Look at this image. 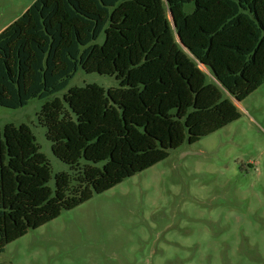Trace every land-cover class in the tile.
<instances>
[{
    "label": "trees",
    "instance_id": "obj_1",
    "mask_svg": "<svg viewBox=\"0 0 264 264\" xmlns=\"http://www.w3.org/2000/svg\"><path fill=\"white\" fill-rule=\"evenodd\" d=\"M79 68L117 85L42 105L69 172L52 175L26 124L0 129V252L238 120L221 90L239 103L264 83V0H34L0 32V106L49 98Z\"/></svg>",
    "mask_w": 264,
    "mask_h": 264
},
{
    "label": "rangeland",
    "instance_id": "obj_2",
    "mask_svg": "<svg viewBox=\"0 0 264 264\" xmlns=\"http://www.w3.org/2000/svg\"><path fill=\"white\" fill-rule=\"evenodd\" d=\"M33 1L0 0V32ZM93 83L117 85L113 76L79 68L49 98L0 106V129L26 124L52 175L69 172L38 113L70 88ZM221 93L238 120L29 230L5 246L0 264H264V83L237 104Z\"/></svg>",
    "mask_w": 264,
    "mask_h": 264
},
{
    "label": "crops",
    "instance_id": "obj_3",
    "mask_svg": "<svg viewBox=\"0 0 264 264\" xmlns=\"http://www.w3.org/2000/svg\"><path fill=\"white\" fill-rule=\"evenodd\" d=\"M32 3H33V2H32ZM32 3H31V4H32ZM31 4H30V5H31ZM30 5H27L26 8L24 9V11H25ZM24 11H23V12H24ZM23 12H22V13H23ZM22 13H21V14H22Z\"/></svg>",
    "mask_w": 264,
    "mask_h": 264
},
{
    "label": "water",
    "instance_id": "obj_4",
    "mask_svg": "<svg viewBox=\"0 0 264 264\" xmlns=\"http://www.w3.org/2000/svg\"><path fill=\"white\" fill-rule=\"evenodd\" d=\"M238 102H236V104H237Z\"/></svg>",
    "mask_w": 264,
    "mask_h": 264
}]
</instances>
